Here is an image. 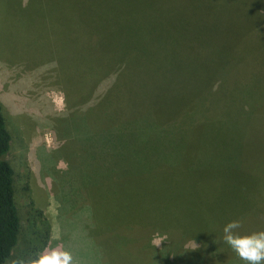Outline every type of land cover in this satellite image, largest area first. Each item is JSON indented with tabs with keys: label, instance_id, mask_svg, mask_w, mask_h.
I'll return each mask as SVG.
<instances>
[{
	"label": "rangeland",
	"instance_id": "374dc122",
	"mask_svg": "<svg viewBox=\"0 0 264 264\" xmlns=\"http://www.w3.org/2000/svg\"><path fill=\"white\" fill-rule=\"evenodd\" d=\"M64 20L70 35L57 31ZM96 59L135 88L131 157L156 183L142 207L189 227L182 252L154 229L128 250L119 235L100 247L91 237L93 178L75 159L84 131L65 93L81 97L78 68ZM0 105L22 222L6 264L32 255L39 233L79 264H245L224 226L264 230V0H0Z\"/></svg>",
	"mask_w": 264,
	"mask_h": 264
},
{
	"label": "trees",
	"instance_id": "16d2710c",
	"mask_svg": "<svg viewBox=\"0 0 264 264\" xmlns=\"http://www.w3.org/2000/svg\"><path fill=\"white\" fill-rule=\"evenodd\" d=\"M86 22L87 20L85 29H80V32L87 35L85 40L91 42L93 36L89 35ZM65 28H69L70 32L74 29L64 20L60 22L57 31L70 35ZM108 43L116 44L113 39H109ZM80 47L83 50L81 59L87 60L91 53L89 43L84 41ZM112 69V65L97 59L92 64H81L76 90L78 95L81 93V97H71L68 91L65 93L70 110L77 111L78 128L84 131V134H80L78 143V154L81 150L82 155H77L75 159L90 165L87 174L93 178L89 186V199L94 214V231L91 237L97 240L96 245L100 247V240L119 235L129 240L126 244L128 250L135 234L138 236L136 241L146 237L143 241L150 245L151 234L146 230L154 229L152 234L157 231L167 232V241L176 245L178 251L189 246L187 238H190L191 230L186 224L181 225L177 219L175 228L171 229L168 216L153 212L151 207H142V197L156 183L153 175L146 174L144 166L141 177L139 163L133 162L131 157L135 154L134 149L140 148L142 143L139 129L141 121L133 118L135 107L131 108L130 103L135 96V88L122 75L112 73ZM78 110H81L80 114ZM150 130L149 136H155L156 129ZM12 141L3 107L0 105V264H6L12 258L22 234V222L15 200V171L8 160ZM123 215L128 217L127 223L117 221ZM142 218L143 221H140ZM143 232H146V236ZM41 237L39 233L36 245L31 244L33 253L47 246L49 238L41 241ZM149 251L154 253L159 250L149 248Z\"/></svg>",
	"mask_w": 264,
	"mask_h": 264
},
{
	"label": "clouds",
	"instance_id": "9594fccd",
	"mask_svg": "<svg viewBox=\"0 0 264 264\" xmlns=\"http://www.w3.org/2000/svg\"><path fill=\"white\" fill-rule=\"evenodd\" d=\"M240 220L228 222L223 228V240L245 264H264V230L241 234ZM14 264H79L71 251L62 244L45 246L28 257L14 261Z\"/></svg>",
	"mask_w": 264,
	"mask_h": 264
}]
</instances>
